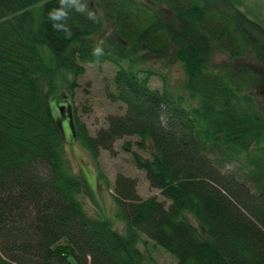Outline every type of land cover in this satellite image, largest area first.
<instances>
[{"label": "trees", "instance_id": "1", "mask_svg": "<svg viewBox=\"0 0 264 264\" xmlns=\"http://www.w3.org/2000/svg\"><path fill=\"white\" fill-rule=\"evenodd\" d=\"M94 1L101 21L71 12L65 39L48 19L58 0H0V264H156L143 237L175 264H264V113L251 95L264 73V26L231 0ZM248 55L260 71L215 65L217 56ZM155 60L178 65L181 82L171 84ZM104 63L116 69L106 96L124 112L92 137L68 104L71 135L94 159L135 137L148 158L130 142L123 149L169 202L141 199L136 180L118 175L123 233L87 215L52 102L62 84L72 97L85 64Z\"/></svg>", "mask_w": 264, "mask_h": 264}, {"label": "rangeland", "instance_id": "2", "mask_svg": "<svg viewBox=\"0 0 264 264\" xmlns=\"http://www.w3.org/2000/svg\"><path fill=\"white\" fill-rule=\"evenodd\" d=\"M231 1L249 19L264 26V0ZM42 3L40 2L32 8L35 24L39 20L38 12ZM89 7L98 14H102V18L104 17V12L94 0H89ZM105 26L108 27L109 25L106 24ZM42 55L50 66L52 64L51 55L47 50H43ZM227 61L225 58L217 56L215 58V65L221 67L226 64V66L228 65L236 71L241 68L256 69V71L261 70V65L249 57V55L242 59L231 60L229 63ZM151 63H155L159 70L166 72V75L171 80V84L181 82V72L178 65L172 62L171 66L167 67L170 61L165 63L164 60H155ZM145 66L148 67V62ZM115 70L112 65L107 63L85 64V74L75 78L76 87L73 90L72 97L68 93L69 89L64 90V84H62L63 89L57 90V95L55 98H52V102L54 103L57 115H59V110H61L59 121L69 142L64 147L67 165L73 174L80 177L86 187V192L81 196L80 200L84 205L87 215L94 219L107 218L112 221V225L117 231L123 233L124 224L115 218L116 207L112 196L118 175L136 180L137 193L141 199L156 197L159 201L165 202L166 206L169 205V202L159 194V191L149 186L144 172L135 167L131 154L123 149V144L130 142L131 151L140 154L144 158H148V154L138 150L134 146V142L137 140L135 137H127L116 141L113 153L101 151L100 156L94 159L71 135L72 124L68 122L67 114L69 104L75 113L76 119L86 127L88 134L92 137H95L101 129L107 127V118L110 115L123 114L124 105L120 102L111 101L106 96V91L112 89L111 78ZM260 73L262 74H260V80L257 81V88L255 89V86L251 88V95L256 98L255 101H258L264 113V73ZM59 78L55 82L61 81V79H66L67 81L70 77L60 76ZM149 84L152 88L158 89L162 86L161 82L156 78H151ZM186 219L204 237L203 230L198 223L190 215H187ZM143 239L147 243L141 245V249L149 252L156 264H175L172 256L167 254L163 249L154 246L145 237Z\"/></svg>", "mask_w": 264, "mask_h": 264}, {"label": "clouds", "instance_id": "3", "mask_svg": "<svg viewBox=\"0 0 264 264\" xmlns=\"http://www.w3.org/2000/svg\"><path fill=\"white\" fill-rule=\"evenodd\" d=\"M71 12L83 15L93 23H99L102 19V14L89 7V0H58V5L48 12V19L53 31L63 32L65 39L72 36V28L68 23ZM102 44L103 42H100L92 49L94 56L100 57L104 54Z\"/></svg>", "mask_w": 264, "mask_h": 264}, {"label": "water", "instance_id": "4", "mask_svg": "<svg viewBox=\"0 0 264 264\" xmlns=\"http://www.w3.org/2000/svg\"><path fill=\"white\" fill-rule=\"evenodd\" d=\"M61 111V110H60Z\"/></svg>", "mask_w": 264, "mask_h": 264}]
</instances>
